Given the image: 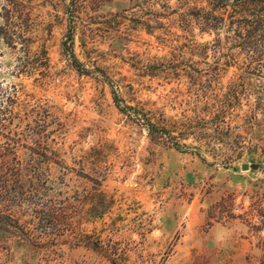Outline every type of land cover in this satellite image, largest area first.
<instances>
[{
    "label": "rangeland",
    "instance_id": "374dc122",
    "mask_svg": "<svg viewBox=\"0 0 264 264\" xmlns=\"http://www.w3.org/2000/svg\"><path fill=\"white\" fill-rule=\"evenodd\" d=\"M30 1L0 0V264H264L252 19Z\"/></svg>",
    "mask_w": 264,
    "mask_h": 264
},
{
    "label": "trees",
    "instance_id": "16d2710c",
    "mask_svg": "<svg viewBox=\"0 0 264 264\" xmlns=\"http://www.w3.org/2000/svg\"><path fill=\"white\" fill-rule=\"evenodd\" d=\"M208 3L209 7H202L201 10H207L206 8H209L206 12L207 17L206 19L209 20L207 22V26L210 25L213 21L217 22L218 24L216 26H219L221 22H224L226 19L233 20L236 18H243V20H249L252 19L254 22V26L251 27L252 33H249L254 35L260 34L261 37L264 39V0H205ZM19 4L23 7H27L30 0H19ZM29 16V14H28ZM28 20L29 17H27ZM27 18L24 20V24L22 25L21 34L22 37L27 42H32L31 37L28 36V34L32 33L31 25L27 23ZM8 25V23H7ZM212 25V24H211ZM6 26V24H5ZM216 26H211L210 28H215ZM2 29V26L0 27ZM242 31V30H241ZM27 35V36H26ZM248 35V34H247ZM241 36L243 37V33H241ZM7 42L10 38H6ZM33 43V42H32ZM40 53V56L42 59L48 60L47 57V51L45 49H38V52ZM29 64H35V62H28Z\"/></svg>",
    "mask_w": 264,
    "mask_h": 264
},
{
    "label": "water",
    "instance_id": "95a60500",
    "mask_svg": "<svg viewBox=\"0 0 264 264\" xmlns=\"http://www.w3.org/2000/svg\"><path fill=\"white\" fill-rule=\"evenodd\" d=\"M259 167H260V165L257 164V163H254L252 165H249L247 163H244V164L241 165L242 170H248L250 168H252L254 170H257V169H259Z\"/></svg>",
    "mask_w": 264,
    "mask_h": 264
}]
</instances>
